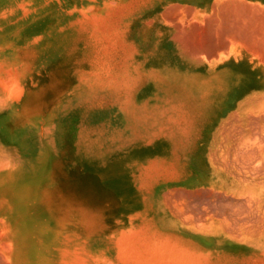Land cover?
<instances>
[{"label":"rangeland","instance_id":"rangeland-1","mask_svg":"<svg viewBox=\"0 0 264 264\" xmlns=\"http://www.w3.org/2000/svg\"><path fill=\"white\" fill-rule=\"evenodd\" d=\"M106 1L109 3L104 8H111L103 19L81 22L74 33L67 32L56 40L62 53L59 61L54 57L51 64L43 58L49 51L47 43L39 55L34 44H26L41 25L35 31L23 30L24 42L13 50L15 67L8 71L0 64V88L3 84L6 87L5 81L12 85L9 78L13 81L16 77L20 86L16 89L21 91L14 83L13 93L22 94L13 100V138L17 129H23L26 138L27 129H33L37 121L35 137L23 141V154H31V148L36 150L46 143L53 158L55 185L59 177L60 184L71 176L89 178L75 187L76 195L84 201L91 198L94 189L96 195L107 196L110 208L106 213L95 211V217L97 227H102L98 233L109 237V263L264 264V148L258 150L261 143L264 147V139L252 141L260 144L256 149L253 139L239 136H222L218 141L217 136L204 138L206 103L190 104L182 92L169 87V79L160 75L153 59L158 42L155 28L143 31L133 27L134 16L146 14L156 1ZM42 67L52 68V88L42 75ZM76 83L79 89L77 84V90L64 99L55 93ZM41 84L48 109L42 104ZM26 88L31 89V108L23 112ZM59 115L64 121L59 119L57 126ZM203 143L206 153L197 158L194 152ZM245 143L244 150L249 146L247 150L253 147L258 153L243 154ZM78 222L75 232L62 236L68 248L77 253L73 251L78 257L75 264H85L90 259L93 236L88 219ZM120 230V236L126 238L119 236L121 241L117 239ZM115 239L119 243L113 242ZM117 244L124 250H117ZM103 248L101 243L96 248L100 259L106 255Z\"/></svg>","mask_w":264,"mask_h":264},{"label":"bare ground","instance_id":"bare-ground-1","mask_svg":"<svg viewBox=\"0 0 264 264\" xmlns=\"http://www.w3.org/2000/svg\"><path fill=\"white\" fill-rule=\"evenodd\" d=\"M155 1L146 14L134 16L133 27L143 31H153V27L155 28L153 32L155 35L158 34V42L153 59L156 58L155 64L162 72L160 75L169 79L171 84L169 87L182 92V98L190 104L193 101L213 103L209 110L212 113L208 122L210 130L206 134L232 136L237 133L240 138L246 137L248 140L249 135H252L251 142L256 141L255 139H264V0ZM106 3L109 2L106 0H0V64L10 71L15 67L13 66V50L24 42L23 30L26 27L30 30L39 28V24L41 27L37 34L31 40H27L26 44H34L39 55L43 45L47 43L49 51L43 58H48L49 64L54 57L56 61H59L62 52L58 49L57 41L65 37L67 32L74 33L81 22L87 24L94 19H103L111 8L108 6L109 8L105 9ZM43 19L45 22L41 24ZM130 28L131 26L129 30ZM209 29L212 33L208 32ZM13 30H16L14 34ZM28 60L27 57L26 62ZM31 64L34 65L33 58ZM7 70L6 73L9 71ZM51 70L50 67H42V75L48 79L49 88L54 85ZM105 74L108 73L105 72ZM14 75H16L15 72ZM156 76H158L157 73ZM9 77H11L10 74ZM14 78V82L12 78L8 79L12 85H15L17 81V78ZM160 78L162 77L158 79ZM123 79L126 80L125 77ZM0 82L3 83V81ZM7 82L5 81V88H3L4 84L0 88V264L77 263L78 257L73 255L74 248H68L67 241L62 235L75 232L74 228L79 226L78 221L86 219L90 221V234L93 238L90 243V259L85 264H97L100 259L96 255L99 243L104 247L102 251L106 254L101 257L100 264H111L108 258L109 237L106 233H98V221L95 217V211L100 210L106 213L110 208L107 196H98L94 189H91L90 199L83 201L79 198L74 189L89 178L71 176L67 182L60 184L59 177L58 185H55L52 175L53 158L49 154L51 150L46 143L39 144L36 150L31 148V154H23V141L35 137L33 134L38 128V122H33V129H27L30 132L29 135L26 134V138H24L23 129H17V137L13 138V114L16 110L13 100L22 94L13 93L19 89L18 84L14 86L15 89L17 87L14 90L13 86ZM133 82L130 84L133 85ZM77 84L79 89L80 85L76 83L66 90L58 89V93H55L64 99L66 95L77 90L75 89ZM20 91L21 89L18 92ZM25 91L22 98H25L23 112L31 108L32 99L31 89L26 88ZM40 91L41 96L45 95L42 84ZM42 104L48 109L45 96H42ZM59 119L62 123L64 117L59 115L57 126L60 125ZM229 123L232 129L223 127ZM247 143L243 144L245 145L242 146L243 150ZM262 145L257 143L255 147L257 149L260 146L258 149L260 150L261 147L264 148ZM251 152L253 147L249 155ZM71 183L78 184L71 186ZM87 183L91 182L87 181ZM87 191L86 184L84 197ZM48 199L50 202L46 201ZM198 224L197 227H199ZM121 230L117 237L119 240L120 232L123 231ZM124 232L122 237H126ZM115 241L117 240L113 242ZM123 243L125 240L122 241ZM117 245L118 250L121 247ZM122 249L123 247L120 250L123 251ZM133 251L135 252L134 249ZM144 257L147 259V255Z\"/></svg>","mask_w":264,"mask_h":264},{"label":"crops","instance_id":"crops-1","mask_svg":"<svg viewBox=\"0 0 264 264\" xmlns=\"http://www.w3.org/2000/svg\"><path fill=\"white\" fill-rule=\"evenodd\" d=\"M205 102V101H204ZM206 103V105H207V112H206V119H205V123H206V129H205V131L202 133V135H203V137L204 138H206V139H211V138H214V136H216V135H207L206 133L207 132H209V126H208V122H209V117H210V115L212 114V113H210V109H211V107L213 106V103L212 102H205ZM228 126V127H227ZM223 127H225V128H231L232 127V125L230 126L229 124H226V125H224ZM235 127H236V125H235ZM235 127L233 126V128L235 129ZM232 129V128H231ZM233 129V130H234ZM239 128H238V126H237V130H238ZM236 130V129H235ZM235 136H237V133H235L234 134ZM222 136H228V135H221V136H217V140L216 141H218L219 139H222ZM250 137H249V140H251V139H253V136L252 135H249ZM238 137V136H237ZM242 138V137H241ZM242 139H244V140H248V138H246V137H244V138H242ZM217 144H218V142H217ZM225 151H229V149H224ZM238 150L236 149V151L234 150V152H237ZM246 151V152H245ZM250 151H252V150H243L242 151V153L243 154H250ZM248 152V153H247ZM253 152L255 153H258V151L256 150H253ZM253 152H251V153H253ZM206 153V144L205 143H203V144H201V146L199 147V148H197V150L194 152V155H196V157L197 158H199V157H204V154ZM199 160V159H198ZM198 163L199 164H201V162L200 161H198ZM203 163H205V160H204V158H203Z\"/></svg>","mask_w":264,"mask_h":264}]
</instances>
